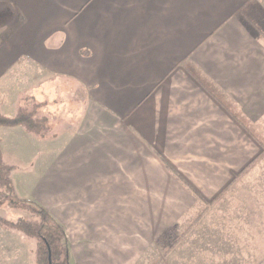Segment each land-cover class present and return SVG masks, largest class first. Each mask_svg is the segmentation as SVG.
Here are the masks:
<instances>
[{"label":"crops","instance_id":"1","mask_svg":"<svg viewBox=\"0 0 264 264\" xmlns=\"http://www.w3.org/2000/svg\"><path fill=\"white\" fill-rule=\"evenodd\" d=\"M245 14L264 21V0H0V83L28 72L32 99L53 104L65 127L48 142L5 130L43 150L29 188L37 202L63 226L58 207L79 201L109 208L97 218L110 222L122 195L154 191L159 207L166 178L182 190L166 167L203 201L231 185L260 146L199 79L260 117L264 39ZM60 92L82 96L76 116ZM102 253L96 264H116Z\"/></svg>","mask_w":264,"mask_h":264},{"label":"rangeland","instance_id":"2","mask_svg":"<svg viewBox=\"0 0 264 264\" xmlns=\"http://www.w3.org/2000/svg\"><path fill=\"white\" fill-rule=\"evenodd\" d=\"M257 18L245 14L244 21L254 34L261 37L264 21ZM20 75H25V78ZM28 75V72H12L1 81L0 114L14 117L23 110L34 113L36 119L46 118L50 126L46 139L30 136L48 142L58 138L65 127L56 124L60 121L57 117L53 118L59 114L54 116L50 113L53 104L49 105V101L46 104L39 103L32 99L37 83L31 84ZM58 97L70 106L66 117L72 114L76 116L74 108L78 105L75 104L80 102L82 96H63L60 92ZM224 98L243 117L247 129L234 119L245 130L247 138L260 146V157L239 174L231 185L220 191L218 196L207 201H203L197 192L188 189L172 168L166 167L182 190L169 185L166 178V189L159 192V207L153 205L157 192L150 190L134 192L132 200L120 196L117 199L118 206L111 208V213L115 210L116 218H110V222L97 218L99 210L109 209L106 207L82 206L80 201L71 208L58 207L64 210L68 220L65 227L61 225L68 236L71 264H96L98 259L94 253L99 251L116 264H264V111L257 120L251 121L247 113ZM10 113L15 114L10 116ZM0 128L4 131L11 129ZM4 131H0V140L1 144L4 141L8 149L4 148L3 158L6 164L15 167L12 180L17 195L20 199L39 204L35 192L33 194L29 188L34 185L31 178L35 177L34 170L42 162L40 152L43 150L20 137L16 143L12 139L17 136ZM14 145H17L15 150ZM19 149L20 154L17 152ZM31 157L35 158L31 161ZM10 202L11 197L0 200V217L33 220L34 217L25 206L15 203L19 209H14L10 207ZM126 202L130 205H126ZM139 202L144 205H135ZM59 205L63 206L62 203ZM12 232L0 226V264H36L35 242L21 233ZM73 249L79 252L86 249L87 255L74 253Z\"/></svg>","mask_w":264,"mask_h":264},{"label":"trees","instance_id":"3","mask_svg":"<svg viewBox=\"0 0 264 264\" xmlns=\"http://www.w3.org/2000/svg\"><path fill=\"white\" fill-rule=\"evenodd\" d=\"M255 27L257 31L260 30L256 25ZM260 35L264 39V32ZM199 80L204 88L218 98L234 118L247 129L243 117L233 110L232 106L225 101L224 96L215 94L213 85L207 80ZM0 127H22L27 133L42 140H45L50 132L46 118L36 119L34 113L23 110H20L14 117H6L0 114ZM14 171L15 167L6 164L4 161L0 140V200L2 201L4 197H11L10 207L19 209V206L14 205L15 203L25 206L31 216L34 217L33 220L24 217H18L16 220L0 217V226L21 233L35 242L36 264H71V252L65 228L43 206L18 197L12 180Z\"/></svg>","mask_w":264,"mask_h":264}]
</instances>
